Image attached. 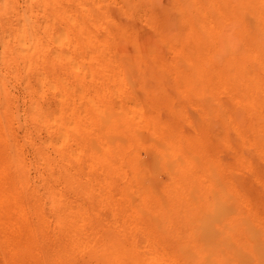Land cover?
<instances>
[{
    "label": "bare ground",
    "instance_id": "bare-ground-1",
    "mask_svg": "<svg viewBox=\"0 0 264 264\" xmlns=\"http://www.w3.org/2000/svg\"><path fill=\"white\" fill-rule=\"evenodd\" d=\"M246 256L264 0H0V264Z\"/></svg>",
    "mask_w": 264,
    "mask_h": 264
},
{
    "label": "rangeland",
    "instance_id": "rangeland-1",
    "mask_svg": "<svg viewBox=\"0 0 264 264\" xmlns=\"http://www.w3.org/2000/svg\"><path fill=\"white\" fill-rule=\"evenodd\" d=\"M133 209H137V210H139V207H135V208H133ZM167 209H169V208L164 207V210L167 211ZM108 215H109V214H108L107 212L104 213V217H105V218H108ZM97 223H100V220H99V222H97ZM188 227H189L190 229L193 230V229H195V228L197 227V224L193 221L192 223H189ZM157 228H159V226H157ZM159 229H165V226L162 225ZM166 241H168V240H166ZM254 257L257 258L256 261H253V260H252V256H246L247 261H246L245 264H263V261H262V260H264V256H254ZM179 261H180V260H179ZM178 264H182V262H179Z\"/></svg>",
    "mask_w": 264,
    "mask_h": 264
}]
</instances>
